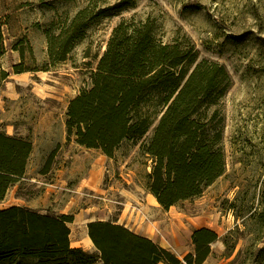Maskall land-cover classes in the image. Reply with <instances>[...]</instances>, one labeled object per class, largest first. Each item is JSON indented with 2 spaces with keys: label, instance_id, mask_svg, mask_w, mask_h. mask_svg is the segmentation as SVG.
Masks as SVG:
<instances>
[{
  "label": "rangeland",
  "instance_id": "obj_1",
  "mask_svg": "<svg viewBox=\"0 0 264 264\" xmlns=\"http://www.w3.org/2000/svg\"><path fill=\"white\" fill-rule=\"evenodd\" d=\"M87 8L94 19L63 62L50 66L45 31L53 20ZM121 21L147 22L163 44L192 48L198 59L224 66L225 96L205 111L222 126L225 173L200 197L163 209L145 186L152 160L138 142L124 141L112 159L66 140V103L88 89L112 30ZM9 79L0 92V132L28 140L26 173L0 203L40 214L73 217L70 241L101 264L87 240V224L112 222L151 238L183 261L193 252L192 232L214 231L203 264H264V0H0ZM26 39L23 66L13 48ZM26 45V43H25ZM37 92H36V91Z\"/></svg>",
  "mask_w": 264,
  "mask_h": 264
},
{
  "label": "trees",
  "instance_id": "obj_2",
  "mask_svg": "<svg viewBox=\"0 0 264 264\" xmlns=\"http://www.w3.org/2000/svg\"><path fill=\"white\" fill-rule=\"evenodd\" d=\"M80 9L73 16L53 20L45 31L50 66L65 62L84 38L88 25L105 16ZM26 43V45H25ZM26 39L13 50L23 66ZM0 30V60L5 55ZM9 73L0 66V92ZM231 84L226 68L198 59L196 52L174 42L163 44L147 22L121 21L111 33L106 49L91 75L88 89L81 90L67 106L66 140L86 149L99 150L112 159L124 141L138 142L153 121L158 122L140 151L152 160L145 186L163 209L200 197L226 170L221 147L222 126L207 119L205 111L216 106ZM31 143L0 132V203L26 173ZM73 217L40 214L21 206L0 210V264H94L95 258L70 245ZM87 234L101 264H203L218 239L208 228L192 232L193 252L183 261L152 240L112 222H91Z\"/></svg>",
  "mask_w": 264,
  "mask_h": 264
},
{
  "label": "crops",
  "instance_id": "obj_3",
  "mask_svg": "<svg viewBox=\"0 0 264 264\" xmlns=\"http://www.w3.org/2000/svg\"><path fill=\"white\" fill-rule=\"evenodd\" d=\"M36 91V90H35ZM37 92V91H36ZM74 97H72V98H70L69 100H68V102L66 103V106H65V109H67V106H68V104H69V102L73 99ZM91 223V222H90ZM203 228V227H202ZM199 229V228H198ZM132 231V230H131ZM133 232V231H132ZM135 234H138V233H136V232H134ZM138 235H140V234H138ZM141 236H143V235H141ZM144 237H146V238H148V239H150V240H152L151 238H149V237H147V236H144ZM153 241V240H152ZM154 242V241H153ZM70 245H71V247L72 248H80L79 246H73L72 245V242L70 241Z\"/></svg>",
  "mask_w": 264,
  "mask_h": 264
},
{
  "label": "bare ground",
  "instance_id": "obj_4",
  "mask_svg": "<svg viewBox=\"0 0 264 264\" xmlns=\"http://www.w3.org/2000/svg\"><path fill=\"white\" fill-rule=\"evenodd\" d=\"M87 240H88L89 244L93 245L88 236H87Z\"/></svg>",
  "mask_w": 264,
  "mask_h": 264
}]
</instances>
